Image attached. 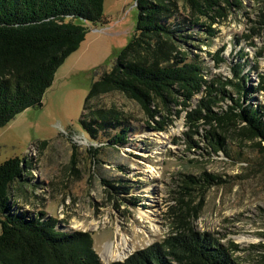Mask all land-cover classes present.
Here are the masks:
<instances>
[{
    "label": "rangeland",
    "instance_id": "obj_1",
    "mask_svg": "<svg viewBox=\"0 0 264 264\" xmlns=\"http://www.w3.org/2000/svg\"><path fill=\"white\" fill-rule=\"evenodd\" d=\"M261 13L264 0H243L227 18H218L213 26L218 34L211 40L185 25L174 29L190 38L181 40L180 48L190 61L202 63L208 80L231 79L232 67L241 63L248 74V103L264 113V92H252L264 76V28L256 24ZM104 15V24H87L86 40L58 69L42 106L0 128V163L19 158L26 166L12 191L14 207L33 216L44 213L58 221L59 229L90 233L103 264L124 263L138 252H153L169 237L193 234L208 237L233 264H255L258 251L249 255L247 250L264 242L260 140L239 136L242 125H229L217 129L226 146L215 151L204 140L211 128L202 123L200 135L191 137L189 112L206 94L196 96L189 108L151 105L154 118L122 93L93 98L86 109L92 85L112 69L135 35L137 2L105 0ZM254 29L260 33L252 36ZM217 54L224 59L219 67ZM97 109L118 113L120 126L112 124L115 120L90 122L91 136L82 123ZM122 128L130 130L127 142L113 146L108 141ZM108 246L126 256L108 258Z\"/></svg>",
    "mask_w": 264,
    "mask_h": 264
},
{
    "label": "trees",
    "instance_id": "obj_2",
    "mask_svg": "<svg viewBox=\"0 0 264 264\" xmlns=\"http://www.w3.org/2000/svg\"><path fill=\"white\" fill-rule=\"evenodd\" d=\"M136 2L135 35L112 69L92 85L86 109L93 98L122 93L140 102L154 118L151 105L162 104L167 109L171 104H180L189 108L196 96L206 94L198 109L189 112L187 127L191 137L200 135L202 123L211 128L204 140L215 151L224 150L226 139L217 129L242 125L239 136L260 140L256 144L264 154V113L248 103L245 67L235 64L227 81L208 80L202 63L190 61L188 53L180 48L179 42L190 38L174 29L185 25L211 40L218 34L213 28L218 18H227L229 9L241 7L243 0ZM104 3L105 0H0V128L24 111L42 106L58 69L86 40L87 24L105 23ZM260 16L262 19L256 24L264 28V13ZM255 31L252 36L260 33ZM246 38L251 40L250 36ZM214 58L217 67L224 63L219 54ZM259 77L253 93L264 92V76ZM227 87L236 92L237 98L231 96ZM226 101L230 102L226 110H216ZM100 111H90L91 121L82 123L91 136L95 131L88 126L90 122L98 125L115 120L112 124H121L118 113ZM159 125L164 131L163 123ZM129 132L122 128L108 142L124 146ZM190 143L196 146L193 140ZM25 169L19 158L0 163V264H103L90 233L59 229L58 221L46 218L44 213L33 216L14 207L12 191L16 183L22 182ZM254 249L258 251L255 264H264V242L251 246L247 253L253 254ZM167 259L176 264H233L208 237L194 234L169 237L153 252L141 251L124 263L114 264H170Z\"/></svg>",
    "mask_w": 264,
    "mask_h": 264
},
{
    "label": "bare ground",
    "instance_id": "obj_3",
    "mask_svg": "<svg viewBox=\"0 0 264 264\" xmlns=\"http://www.w3.org/2000/svg\"><path fill=\"white\" fill-rule=\"evenodd\" d=\"M105 254L110 259H123L126 256L125 252L122 251L116 252L113 250V248H111V246L107 247Z\"/></svg>",
    "mask_w": 264,
    "mask_h": 264
}]
</instances>
